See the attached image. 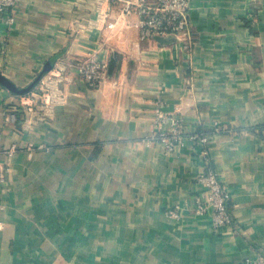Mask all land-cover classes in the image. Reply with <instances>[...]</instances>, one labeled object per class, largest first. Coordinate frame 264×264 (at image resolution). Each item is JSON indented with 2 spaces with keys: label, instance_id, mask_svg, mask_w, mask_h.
Segmentation results:
<instances>
[{
  "label": "crops",
  "instance_id": "obj_1",
  "mask_svg": "<svg viewBox=\"0 0 264 264\" xmlns=\"http://www.w3.org/2000/svg\"><path fill=\"white\" fill-rule=\"evenodd\" d=\"M190 2V47L108 28L112 0H23L13 25L0 17V71L19 88L54 57L65 70L43 120L0 85V149L21 147L0 156V264H243L264 251V0ZM93 53L109 63L95 89L79 74ZM158 100L187 133L223 132L168 154L152 140ZM206 153L230 228L194 210Z\"/></svg>",
  "mask_w": 264,
  "mask_h": 264
},
{
  "label": "built area",
  "instance_id": "obj_2",
  "mask_svg": "<svg viewBox=\"0 0 264 264\" xmlns=\"http://www.w3.org/2000/svg\"><path fill=\"white\" fill-rule=\"evenodd\" d=\"M23 0H0V17H4L6 24L13 25L15 22L14 10ZM118 4L119 14L116 22L109 23L108 28H115L119 22L137 28L143 40H154V37L173 36L176 44L190 47L193 37L190 29L191 0H112ZM135 16L137 22L131 23L130 18ZM109 63L98 53L90 54L79 68L85 84L91 88H99L108 76ZM64 68H58L50 72V78L43 81L38 92H30L22 95L21 104L25 108L27 117L43 120L44 115L53 111L61 100V92L58 83L65 77ZM156 125L158 132L152 140L162 144L168 154H173L187 140L197 144L206 145L213 136L221 134L223 128L216 127L213 134L204 132L187 133L183 119L173 116L165 109L162 100L156 102ZM8 119H11L9 116ZM21 147L11 144L7 149H0V156L5 155L13 158ZM26 152L44 150L43 144H29L24 147ZM205 171L198 177L202 189L195 199L194 210L199 216H209L215 229L221 230L235 225L233 206L228 186L221 180L219 173L210 166V158L207 153L204 156ZM5 182V177L0 174V185ZM168 214L180 218V209H172ZM243 264H264V251L254 258H248Z\"/></svg>",
  "mask_w": 264,
  "mask_h": 264
},
{
  "label": "water",
  "instance_id": "obj_3",
  "mask_svg": "<svg viewBox=\"0 0 264 264\" xmlns=\"http://www.w3.org/2000/svg\"><path fill=\"white\" fill-rule=\"evenodd\" d=\"M154 40L162 46H169V45H173L177 43V40L173 36H170V37L156 36L154 37ZM57 59L58 57H54L53 59L48 61L43 71L38 75V77L28 87L19 88L13 81H11L8 77H6L1 71H0V85L16 95H19V96L26 95L35 89V87L39 84L42 77L46 73L53 70ZM113 69H114V60L111 61L110 63V75L111 76L113 73Z\"/></svg>",
  "mask_w": 264,
  "mask_h": 264
}]
</instances>
